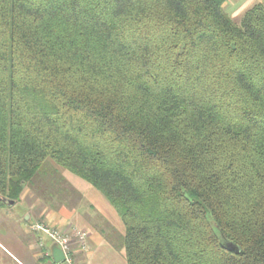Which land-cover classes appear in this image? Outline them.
Segmentation results:
<instances>
[{
	"label": "trees",
	"instance_id": "obj_1",
	"mask_svg": "<svg viewBox=\"0 0 264 264\" xmlns=\"http://www.w3.org/2000/svg\"><path fill=\"white\" fill-rule=\"evenodd\" d=\"M224 1L0 0V207L60 168L127 264H264V5Z\"/></svg>",
	"mask_w": 264,
	"mask_h": 264
},
{
	"label": "crops",
	"instance_id": "obj_2",
	"mask_svg": "<svg viewBox=\"0 0 264 264\" xmlns=\"http://www.w3.org/2000/svg\"><path fill=\"white\" fill-rule=\"evenodd\" d=\"M75 182L78 184L76 180L71 183L75 185ZM79 191L89 198V202H93L90 203L100 216L110 219L118 229L123 227L117 213L103 196L93 194L87 185H83ZM22 196L20 201L0 207V264L61 263L62 252L58 245L45 236H42V244H39V234L30 228L32 222L42 218L59 229L74 226L88 231L89 250L86 253L75 252L78 260L83 257V264H127L122 251L105 237L104 230L87 219V216H91L88 211H81L78 207L69 213L61 210L46 213L43 207L36 210L33 204L23 202Z\"/></svg>",
	"mask_w": 264,
	"mask_h": 264
},
{
	"label": "rangeland",
	"instance_id": "obj_3",
	"mask_svg": "<svg viewBox=\"0 0 264 264\" xmlns=\"http://www.w3.org/2000/svg\"><path fill=\"white\" fill-rule=\"evenodd\" d=\"M255 4H263L264 5V0H225L222 3L224 11L236 22L240 20L242 17V14L248 9L249 7L255 5ZM59 172L62 173L64 176V179L66 182L70 183L71 186L76 190V195H71V194H66L62 195L59 197H56L54 195V192L58 193L60 190H62L64 193H67L66 188L60 187L56 190L52 189L51 187H47L48 189H44L43 186L46 184L45 180L42 181L40 177H35L33 180V183L31 185H26L24 192L22 193V201L26 203L33 204L34 208L36 210H40V207H43L47 212L49 211H54L58 212L59 210L63 212L69 213L73 208H81V211H88L91 216L90 218L87 216V219L91 220L92 223H95V226L99 227L100 229L104 230L105 237L108 239L114 240L115 243L119 244L121 237L124 233V228L118 229L116 225H114L110 219H107L103 215H99V212L93 207L91 203L92 201L89 202V198L86 196H83L82 192L79 191V189L82 188L83 185H87L90 189V191L93 194H97L100 197L103 196L98 190H96L94 187L91 185L87 184L83 179L80 177L68 172V171H63L62 169L59 168ZM74 180L78 181V184L76 183L73 185L71 182ZM79 187V189L77 188ZM59 194V193H58ZM80 194V197L78 198L77 196ZM54 195V196H53ZM104 198V196H103ZM19 199L18 201H20ZM106 200V199H105ZM10 203L11 201H8ZM108 202V201H107ZM97 203V202H96ZM91 204V205H90ZM112 207V206H111ZM113 208V207H112ZM114 209V208H113ZM67 210V211H66ZM115 210V209H114ZM116 212V211H115ZM38 222H41L42 224L55 227L54 225L48 223L47 221L44 220V218L37 220ZM79 230H84L87 232V238L85 240L86 242V247L87 249L84 251L78 250V252L86 253L89 250V242H88V231L83 228H78ZM48 238V237H46ZM75 238L72 237L70 240L71 242L74 241ZM55 243V242H54ZM73 245V246H72ZM78 246H74V243L70 244V249L68 251L70 258L74 261L75 264H83V257L78 260V255H76V251ZM60 249V248H59ZM61 250V249H60ZM62 252V258H63V251Z\"/></svg>",
	"mask_w": 264,
	"mask_h": 264
},
{
	"label": "built area",
	"instance_id": "obj_4",
	"mask_svg": "<svg viewBox=\"0 0 264 264\" xmlns=\"http://www.w3.org/2000/svg\"><path fill=\"white\" fill-rule=\"evenodd\" d=\"M30 228L39 234V244H42V236H45L58 245L61 251H63V258L60 264H75L68 253L71 243H74V246L80 245L77 250L84 251L87 249L85 245L87 232L79 230L77 227L71 226L69 229L64 230L34 221L30 224ZM72 237H74L75 240L71 242L70 240Z\"/></svg>",
	"mask_w": 264,
	"mask_h": 264
}]
</instances>
